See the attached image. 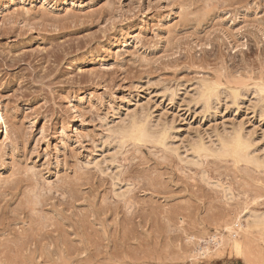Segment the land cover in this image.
Here are the masks:
<instances>
[{
	"label": "rangeland",
	"instance_id": "1",
	"mask_svg": "<svg viewBox=\"0 0 264 264\" xmlns=\"http://www.w3.org/2000/svg\"><path fill=\"white\" fill-rule=\"evenodd\" d=\"M236 130L264 161V0H0V264H264Z\"/></svg>",
	"mask_w": 264,
	"mask_h": 264
},
{
	"label": "bare ground",
	"instance_id": "2",
	"mask_svg": "<svg viewBox=\"0 0 264 264\" xmlns=\"http://www.w3.org/2000/svg\"><path fill=\"white\" fill-rule=\"evenodd\" d=\"M211 94L213 95V91L212 93L210 92L206 93V91L205 93L203 91L200 92V96L203 98L204 103L207 104L210 97H212ZM133 121L129 125L127 124V126L120 127L119 130L117 131V134L119 136L121 135L123 140L126 138L133 142H155L163 146L165 145V131L151 128V126L148 123L147 124L146 122L145 124L141 123L142 120H140V122L139 120L137 122L136 120L134 122ZM216 140H217L216 143L213 144L214 147L212 146V148H210L211 151L207 149L208 147L204 145L203 141L195 140L191 147L193 150L192 153L198 156V154L200 153H205L210 151L212 155L215 156L230 157L236 163L244 162V163H251L254 166L264 167V161L259 160L255 150L251 149L252 143L248 140V137L244 136L241 133V131L236 130L232 134L218 137V139ZM223 192L226 198L230 196L229 191H227V189L224 190ZM238 219L240 222V224H237V226L240 225L239 229L250 230V228H255L260 230V237L264 248V212H256L253 210L245 209L239 215ZM227 229H229V231L230 230L232 231V228L230 227H227ZM240 239L241 238L239 237L236 238V236L233 235L232 233H231V237L228 239L230 241L229 244L231 248L237 254L241 253L242 251V242Z\"/></svg>",
	"mask_w": 264,
	"mask_h": 264
}]
</instances>
